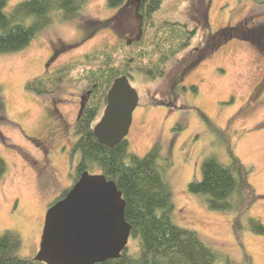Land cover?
<instances>
[{"label":"rangeland","instance_id":"374dc122","mask_svg":"<svg viewBox=\"0 0 264 264\" xmlns=\"http://www.w3.org/2000/svg\"><path fill=\"white\" fill-rule=\"evenodd\" d=\"M21 1L9 0L5 10ZM106 1L84 0L79 18L54 19L25 48L0 54L5 102L0 113V157L6 165L0 179V234L7 229L16 231L18 255L23 257L35 256L47 207L73 183L78 161L70 151L75 142L74 124L88 92L85 69L78 66L52 94L35 95L24 84L86 53L139 39L141 25L135 6L113 10ZM153 21L197 29L188 34L185 47L164 63L165 74L133 73L130 84L138 94V104L125 137L128 151L143 156L157 142L169 157L166 178L176 225L193 230L221 261L243 264L246 252L252 264H264V235L244 225L242 248L233 236L232 213L211 211L199 196L187 191V184L200 177L203 158L212 156L228 163L224 136L250 170L249 182L258 196L247 216L264 225V0H162ZM98 23L88 33L87 26ZM150 40L146 38L144 45L147 58L136 63L137 68H148L150 57L155 59ZM195 59L200 61L191 68ZM197 110L224 134L208 127ZM45 135L53 138L47 141L50 150L41 139ZM136 246L137 239L129 237L126 251L133 253Z\"/></svg>","mask_w":264,"mask_h":264},{"label":"trees","instance_id":"16d2710c","mask_svg":"<svg viewBox=\"0 0 264 264\" xmlns=\"http://www.w3.org/2000/svg\"><path fill=\"white\" fill-rule=\"evenodd\" d=\"M8 1L0 0V54L25 48L54 19L67 22L79 18L84 2L23 0L6 11ZM161 3L162 0H107V6L113 10L128 4L135 6L141 25L139 39L86 53L78 61L74 60L52 74L27 80L24 87L38 96L52 94L70 75L71 69H76V66L85 69L83 79L89 94L74 124L75 142L70 151L71 157L77 156L78 161L74 166L73 182L83 171L102 173L112 179L125 202L124 216L131 226L130 237L137 239L135 252L128 253L124 249L118 258L94 264H232L227 259L221 261L193 230L182 228L173 221L172 190L166 178L170 161L159 143H153L143 156H137L128 151L126 138L108 147L99 143L92 132L96 117L105 105L106 92L115 78L125 75L131 81L135 71L152 74V77L162 76L165 74L164 63L182 50L189 41V35L196 31L197 27L188 31L185 25L175 26L166 21L156 24L153 14ZM100 24L87 26L88 33ZM159 31L161 35L156 34ZM149 37L154 45L152 54L155 59L150 57L148 68H137L136 63L147 58L144 45ZM4 109L0 86V113ZM197 113L216 134H224L201 110ZM221 140L227 145L228 163L223 164L212 156L203 158L200 177L187 184V191L199 196L211 211L232 213L233 236L243 248L241 234L244 225L257 235H264V225L259 219L247 216L258 198L249 182L250 170L234 155L228 138L225 140L223 136ZM5 171V162L0 157V179ZM66 192L67 189L54 201ZM19 247L20 237L16 231L7 229L2 232L0 264H44L34 257L18 255ZM243 256V264H252L246 252Z\"/></svg>","mask_w":264,"mask_h":264},{"label":"water","instance_id":"95a60500","mask_svg":"<svg viewBox=\"0 0 264 264\" xmlns=\"http://www.w3.org/2000/svg\"><path fill=\"white\" fill-rule=\"evenodd\" d=\"M138 94L125 75L115 78L92 127L97 141L112 147L129 132ZM115 182L102 173L83 171L65 195L45 211L34 260L44 264H94L118 258L131 226Z\"/></svg>","mask_w":264,"mask_h":264},{"label":"flooded vegetation","instance_id":"af4514ba","mask_svg":"<svg viewBox=\"0 0 264 264\" xmlns=\"http://www.w3.org/2000/svg\"><path fill=\"white\" fill-rule=\"evenodd\" d=\"M209 7H210V1L207 2V6H206V8H205V13H206V15L208 14ZM222 28H223V27H222ZM222 28H220V30H222ZM216 32H217V30H216L214 33H211V36L214 37V34H215ZM198 61H200V59H195V61H194L193 65L191 66V68H192V67H193ZM191 68H190V69H191ZM190 69H188V70H190ZM182 78H183V77H182ZM182 78H180V79H182ZM190 86H195V85H190ZM88 94H89V93L87 92V93L83 96V100L81 101V107H80L79 112H78V114H77V118H78V116H79V114H80V111H81V109H82V106H83L84 103L87 101ZM48 126H49L50 131H52V130L54 129V124H53L52 122H51ZM50 131H48V132L50 133ZM45 132H46V131H45ZM61 132H62V131H61ZM41 139H42V140H45V143H44V144H47V149L50 150V147H51L50 142H51V140H53V138L45 135V136H42ZM47 141H50V142H47ZM73 176H74V173H73ZM73 176H72V177H73ZM73 183H74V182H73ZM73 183H72V184H73ZM72 184H71V185H72ZM69 188H70V187H69ZM69 188H68V189H69ZM68 189H67V190H68ZM53 202H55V201H53ZM53 202H52V203H53ZM52 203H50V205H51ZM50 205H49V206H50ZM49 206H48V207H49ZM48 207H47V208H48Z\"/></svg>","mask_w":264,"mask_h":264}]
</instances>
